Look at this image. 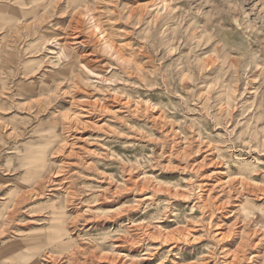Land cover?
I'll return each mask as SVG.
<instances>
[{
	"label": "rangeland",
	"instance_id": "obj_1",
	"mask_svg": "<svg viewBox=\"0 0 264 264\" xmlns=\"http://www.w3.org/2000/svg\"><path fill=\"white\" fill-rule=\"evenodd\" d=\"M0 264H264V0H0Z\"/></svg>",
	"mask_w": 264,
	"mask_h": 264
}]
</instances>
